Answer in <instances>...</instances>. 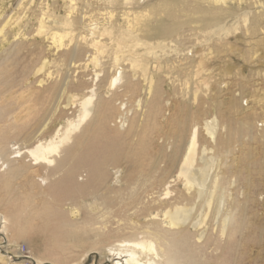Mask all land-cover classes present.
<instances>
[{
  "label": "rangeland",
  "instance_id": "374dc122",
  "mask_svg": "<svg viewBox=\"0 0 264 264\" xmlns=\"http://www.w3.org/2000/svg\"><path fill=\"white\" fill-rule=\"evenodd\" d=\"M88 1L91 18L99 24L95 39L102 49L92 47L94 37L77 28L72 40L65 38L53 48L55 56L39 75L35 72L47 56V45L41 37H30L35 27L26 25L39 2L28 0L19 11L15 6L18 0L5 2L6 17L16 13L0 31V134L9 137L6 144L22 148L31 145L25 142V132L36 120L47 118L50 108L56 111L49 116L41 139L49 141L54 130L66 131L68 120H77L79 103L90 86L96 91L94 103L112 101L115 112L109 120H115L117 126L124 124L122 132L115 135L107 128L108 120H99L93 113L73 133L70 147L85 136L83 130L91 131L78 145L77 156L59 175V169L34 165L25 157L10 160L9 168L0 171V211L15 215L16 229L27 234L13 240V251L63 263L70 249L59 248L69 231L62 228L61 220L67 216L70 221L68 214L73 207L80 209L77 230L91 234L104 225L111 226L120 211L133 207L151 185L158 188L167 175L161 169L153 170L145 157L158 155L155 145L148 141L152 133L149 129L158 120L145 106L161 86L166 108L174 109L177 117L175 107L179 104L187 107L188 114L204 111L198 119L201 130L195 167L214 153L223 156L220 182L229 185L240 205L231 233L236 243L244 238L247 246L233 251L225 260L228 264H264V0H141L139 5H134V0ZM50 4L63 14L62 0H50ZM173 12L176 15L171 19ZM164 23H169L172 30L154 35L153 30ZM77 49L73 61L65 58ZM137 60L140 64L134 66ZM118 72L120 82L109 89ZM128 83L134 84L129 92L125 90ZM53 86L58 87L54 95L49 90ZM250 112L257 114L252 121L247 117ZM213 120L218 126L215 143L203 128ZM178 126L174 121L153 130L168 134L166 155H173L176 148L181 149L180 157L186 153L189 134L179 139L174 134ZM221 142L223 146H219ZM211 148L214 151L210 153ZM118 167L132 180L130 184L117 187L110 183L112 170ZM31 170L35 176L48 179L47 185H39V178L31 175ZM70 171L81 185L80 192L71 194L65 187ZM58 182L62 186L57 194L54 187ZM176 185L171 192L180 187ZM245 186L248 190L244 195ZM174 194L162 196L163 202L170 201ZM133 217L129 212L128 218ZM210 219L211 215L206 220ZM11 232L14 234V229Z\"/></svg>",
  "mask_w": 264,
  "mask_h": 264
},
{
  "label": "bare ground",
  "instance_id": "6f19581e",
  "mask_svg": "<svg viewBox=\"0 0 264 264\" xmlns=\"http://www.w3.org/2000/svg\"><path fill=\"white\" fill-rule=\"evenodd\" d=\"M27 1L28 0H18L15 5L18 11ZM217 1L225 3V0ZM5 2L6 0H0V22L6 21L1 25L3 26L2 28L0 26V31H3L16 14L14 12L11 16L9 15L6 17L7 11ZM38 2L39 4L35 7L26 21L27 26L35 27V32L30 33V37H41L43 42L47 45V56L42 58L41 65L36 70L35 75L42 74L46 71L52 58L55 56L53 48L55 46L57 47V44L60 42H63L65 38L72 40L71 38L74 35V30L77 28L85 29L94 37L91 45L92 47L97 50L102 49L99 42L95 39L99 30V24L95 23L91 18L88 0H62L64 3L63 14L59 13L60 11H58L55 5L50 4V0H38ZM140 2L141 0H134L133 4L139 5ZM231 8L234 9L233 6H231ZM108 9L109 8H104L103 10ZM256 11L258 10H255V12ZM174 13L175 12L170 14L171 19L176 15ZM235 15L237 14L235 13ZM171 30L172 26H170L169 23H164L155 31L153 30V34L161 35ZM78 52V49L74 50L68 53L65 58L69 61H73V58L76 57ZM84 52L85 50L83 53ZM95 60L96 59L92 61ZM139 64L140 62L138 60L133 63L134 66ZM96 77H98V75H96ZM120 80L121 73L118 72L111 81L109 89H113ZM151 81H149V83ZM40 83L42 84V81ZM133 85L132 83H128V87H126L128 89L125 90L129 92ZM57 88V86H53L49 89L53 93L52 95L55 94ZM162 88L161 86L156 88L152 96V85L150 84L148 91V94L151 95V99H149L150 104L145 106L150 116L158 120L157 123H153V126L149 129V131L152 130V133L148 140L155 145L158 155H145V157L148 159V164L151 165L153 170L157 171L161 169L162 173L167 175L162 182L158 184V188H156L155 185H151V188H148L146 192L141 195L136 201V204L134 203L135 205L133 207L129 210L120 211L117 215L119 219L114 221L111 226L104 225L98 230H94L91 234L86 231L79 232L77 230L79 226L75 221L80 219V209L78 206L73 208L71 206L72 209L70 212L67 211L69 212L70 221L66 220L67 216L64 217V220L60 218L63 223L62 228L69 230L67 234L64 233L65 235L63 236L66 237V242H59V248L61 247V250L63 247L66 250L70 249L69 256L64 259L63 263L47 258L42 259L34 255H21L20 252H18L19 250L13 251L12 248H16L14 245L15 241L13 242V240L15 238L24 237L27 234L23 233L24 231L22 232L16 229L17 218L15 215L0 211V264H24L26 262L29 264H228V260H225L226 256L230 255L233 251H237L238 248H247L246 243L242 241L244 238L236 243L231 233L233 221L240 205L236 202L235 194L232 189H229V185L227 186V184H222V182H220V173L224 162L223 156L214 153L203 160V163L199 166L195 167V154L198 147L199 130H201L198 119L204 111L201 109L193 114H188L187 107L184 106V104H179L175 107V110H178V115L181 117V119H179L174 109L170 108L169 112L168 108H166L163 102L164 93ZM86 93V96L83 97L79 103L80 109L77 120H68L67 129L63 133H61V130H54L53 136L49 141H43L41 135L48 126L49 116H53L51 113L56 111L52 112L53 108H50L47 118L44 119L42 117L37 123L36 120L35 125L31 127L29 131L27 130L25 132V142L31 144L29 146H25L24 148L16 145L8 146L6 142L9 137L5 133H1L0 171H5L9 168L10 160L17 161L25 157L27 160L29 159L32 161L34 165L46 164L49 167L59 169L57 172L58 175L59 173H63L62 171L65 166L73 159L74 155L77 154L78 145L82 143L81 141H83V138L88 137L91 131L89 130L90 128L85 129V131L83 130L82 135L85 136L83 138L79 137L75 141V145L70 147L68 145H70L73 140L72 135L80 130L83 123H85L93 113L99 120L103 119L106 122L108 120L107 128L111 133L115 135L120 134L124 128V124L117 126L115 120H109L115 112L112 101L103 99L98 103H94L96 91L92 86L87 88ZM68 105H70V98H68L67 106ZM255 115L257 114L250 112L247 117L252 121ZM174 121L179 125V130L174 131V134H176L179 139H184L186 135L188 136L189 134V144L186 153L181 157L179 155L181 149L177 148L173 155L165 154L164 148L167 140L166 136L168 134L165 133L164 130L156 133L153 132V130L156 131L158 126H163L164 124L170 126ZM217 127L215 120L210 122L207 121L205 127H203L213 143L216 142ZM223 145L224 143L221 142L219 146ZM206 151L207 149H204V152ZM208 151L211 153L214 151V148ZM25 166L26 165H24V167ZM71 172L72 171H70V174ZM123 173V170L119 167L113 169L110 183L117 187H121L125 183L127 185L130 184L132 180L127 179ZM173 173L177 174V176L173 177ZM30 174L37 177L32 170ZM74 174H76V172ZM75 176L71 174L64 182L65 187L67 186L68 193L71 194L72 191L77 193L82 189ZM37 178H39L41 183L39 185H47L48 179L45 177ZM177 183L180 184V187L175 188L173 191L175 192L174 197L168 202H163L162 196L167 197L172 194L173 192H171L170 189L173 186L176 187ZM32 185L34 186V184ZM60 186L62 185L58 182L54 187L57 194L61 191L59 190ZM156 189L160 191L158 192ZM242 189L245 195L247 193L246 190H248L247 186ZM59 197L60 196L57 198ZM65 197L68 198L67 196ZM60 199L61 198H59V202ZM73 200L75 201V199ZM60 203L63 202L61 201ZM117 212H115V214ZM129 212L134 214L133 220L128 218ZM209 215H211V219L207 221L206 219ZM12 229H14V232L15 230L17 231L13 234L11 232ZM57 237L56 235V238ZM53 238L55 237H52V239ZM52 244L54 245V243ZM55 245H57V243H55ZM39 251L41 252L42 249Z\"/></svg>",
  "mask_w": 264,
  "mask_h": 264
}]
</instances>
